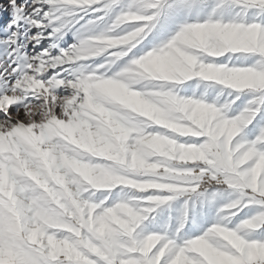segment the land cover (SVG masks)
<instances>
[{
	"label": "snow or ice",
	"instance_id": "1",
	"mask_svg": "<svg viewBox=\"0 0 264 264\" xmlns=\"http://www.w3.org/2000/svg\"><path fill=\"white\" fill-rule=\"evenodd\" d=\"M0 264H264V0H0Z\"/></svg>",
	"mask_w": 264,
	"mask_h": 264
}]
</instances>
